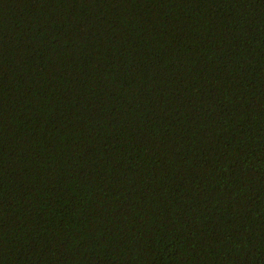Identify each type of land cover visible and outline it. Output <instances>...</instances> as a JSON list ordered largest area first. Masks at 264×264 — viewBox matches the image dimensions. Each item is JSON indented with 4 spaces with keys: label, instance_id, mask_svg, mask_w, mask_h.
Listing matches in <instances>:
<instances>
[{
    "label": "trees",
    "instance_id": "1",
    "mask_svg": "<svg viewBox=\"0 0 264 264\" xmlns=\"http://www.w3.org/2000/svg\"><path fill=\"white\" fill-rule=\"evenodd\" d=\"M0 264H264V0H0Z\"/></svg>",
    "mask_w": 264,
    "mask_h": 264
}]
</instances>
